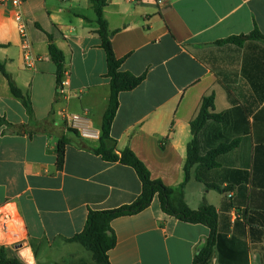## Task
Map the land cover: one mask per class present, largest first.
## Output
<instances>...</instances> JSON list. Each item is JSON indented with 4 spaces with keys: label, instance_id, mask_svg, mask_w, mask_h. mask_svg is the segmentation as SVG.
Instances as JSON below:
<instances>
[{
    "label": "crops",
    "instance_id": "0c3cea01",
    "mask_svg": "<svg viewBox=\"0 0 264 264\" xmlns=\"http://www.w3.org/2000/svg\"><path fill=\"white\" fill-rule=\"evenodd\" d=\"M13 12L10 0H0V61L29 94L33 118L0 72V118L23 125L18 133L0 125V245L13 247L27 264H38L39 251L44 264L92 263V254L68 239L83 229L89 209L130 203L141 191L132 167L91 152L98 139L81 137L61 114L85 112L100 132L110 88L93 4L21 0L30 66ZM103 16L113 52L123 59L120 69L144 74L139 85L118 94L110 129L116 151L129 147L152 178L175 188L173 204L182 198L193 209L213 205L219 227L246 243L248 264H262L264 59H254L252 46L264 49V43L245 41L238 47L217 40L254 27L264 34V0H107ZM49 35L64 55L68 85L62 95ZM211 92L215 112L240 106L236 125L245 133L237 147L218 157L216 168L194 166L186 179L190 123ZM61 138L66 144L59 170ZM197 173L227 191L209 187ZM111 228L116 244L108 251L110 264H192L209 235L201 223L166 214L156 196L139 213L113 219ZM210 264H219L216 251Z\"/></svg>",
    "mask_w": 264,
    "mask_h": 264
},
{
    "label": "trees",
    "instance_id": "16d2710c",
    "mask_svg": "<svg viewBox=\"0 0 264 264\" xmlns=\"http://www.w3.org/2000/svg\"><path fill=\"white\" fill-rule=\"evenodd\" d=\"M90 1L93 4L95 22L97 24L96 31L101 40V47L105 52L107 65L105 76L109 79L110 92L108 105L102 117L98 145L88 149L100 155L106 161L119 162L132 167L141 182V191L130 203L110 209L88 210L83 229L68 240L78 242L88 250L92 254L93 262L82 261L77 264H110L108 251L116 244V236L111 228V221L117 217L139 213L150 205L155 196L166 214L184 222L201 223L209 228V235L204 244L195 252L192 264H210L215 251L217 252L219 264H248L246 243L236 239L234 235L228 236L226 227L225 229L219 227L218 212L213 205L203 204L193 209L182 198L177 204H173L171 195L175 188L165 185L159 178H152L147 166L129 147L116 151L115 140L110 135V129L118 108V94L121 91L131 90L139 85L144 78V74L134 75L120 69L123 59L117 58L113 52L111 33L107 29V22L103 16V7L106 5L107 0ZM48 37V52L51 61L55 65V76L59 84L65 71L64 55L52 42V36L49 35ZM245 41L264 43V34L257 27H254L248 34L232 35L217 40L218 43L229 42L238 47H241ZM252 52L254 59H264V49L252 46ZM0 72L7 79L11 94L22 103L28 116L33 118L29 94L23 93L14 84L5 69L4 63L1 61ZM214 98L213 92L205 95L202 98L197 114L191 120L192 137L187 143V158L184 166L186 179H189L191 168L194 166L197 167V170L200 168H216L219 165L218 157L237 147L240 142V134L245 133L244 130L238 129L236 125L240 118L236 109L238 110L240 106H233L224 112H215ZM245 118L247 119V116ZM211 122L214 124L213 126L209 125ZM1 124L7 125L9 131L13 133H18L23 127L21 124L7 122L3 118H0ZM70 129L73 130L72 128ZM65 144L66 140L64 138L59 139L56 156V167L59 170L62 169L64 163ZM196 178L220 192L227 191V187L211 184L198 173ZM260 249L262 250L261 262L264 264V247L260 246ZM0 264L27 263L19 258L13 247L0 245Z\"/></svg>",
    "mask_w": 264,
    "mask_h": 264
},
{
    "label": "built area",
    "instance_id": "2783aa9c",
    "mask_svg": "<svg viewBox=\"0 0 264 264\" xmlns=\"http://www.w3.org/2000/svg\"><path fill=\"white\" fill-rule=\"evenodd\" d=\"M163 0H155L156 3H160ZM11 6L13 8L14 21L17 23L18 31L20 34V45L22 48L23 59L27 66L31 65L32 55H31V43L27 37L25 24L20 13L21 0H10ZM68 85L66 78V72L61 78L57 86V94H65V86ZM62 117L65 119V123L69 128L75 130L81 137L89 139H98L100 132L94 130L91 126L89 117L84 113H68L67 111L61 112Z\"/></svg>",
    "mask_w": 264,
    "mask_h": 264
},
{
    "label": "rangeland",
    "instance_id": "374dc122",
    "mask_svg": "<svg viewBox=\"0 0 264 264\" xmlns=\"http://www.w3.org/2000/svg\"><path fill=\"white\" fill-rule=\"evenodd\" d=\"M88 252V251H87ZM43 252H37V256H36V259H37V263L38 264H44L43 263V259H44V256L42 255ZM89 253V252H88Z\"/></svg>",
    "mask_w": 264,
    "mask_h": 264
}]
</instances>
